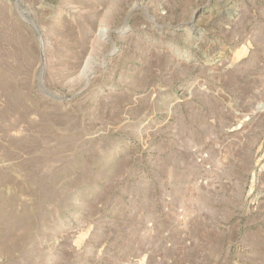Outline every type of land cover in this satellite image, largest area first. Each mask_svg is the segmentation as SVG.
<instances>
[{
  "label": "rangeland",
  "instance_id": "obj_1",
  "mask_svg": "<svg viewBox=\"0 0 264 264\" xmlns=\"http://www.w3.org/2000/svg\"><path fill=\"white\" fill-rule=\"evenodd\" d=\"M0 264H264V0H0Z\"/></svg>",
  "mask_w": 264,
  "mask_h": 264
}]
</instances>
